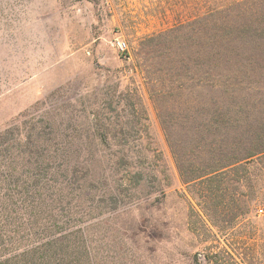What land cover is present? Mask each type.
Returning <instances> with one entry per match:
<instances>
[{
    "label": "rangeland",
    "instance_id": "obj_1",
    "mask_svg": "<svg viewBox=\"0 0 264 264\" xmlns=\"http://www.w3.org/2000/svg\"><path fill=\"white\" fill-rule=\"evenodd\" d=\"M221 1L0 0V140L56 128L62 143L141 144L155 168L139 188L107 171L91 185L59 177L57 187L29 189L15 200L22 251L47 249L52 264H264L261 164L219 178L211 192L213 180L184 182L169 147L188 144L209 107L180 65L197 58L195 37L174 29ZM248 84L255 89L239 83L233 99L248 116L242 125L261 130L264 78ZM90 128L110 134L86 137ZM120 130L130 132L113 135ZM197 155L196 165L208 158Z\"/></svg>",
    "mask_w": 264,
    "mask_h": 264
},
{
    "label": "trees",
    "instance_id": "obj_2",
    "mask_svg": "<svg viewBox=\"0 0 264 264\" xmlns=\"http://www.w3.org/2000/svg\"><path fill=\"white\" fill-rule=\"evenodd\" d=\"M190 29L197 58L180 65H186L194 74L198 91L207 90L209 107L205 116H198L190 142H170L169 147L184 182L213 180L209 186L212 192V184L219 178L241 171L244 177L248 176L249 164L255 161L264 168V129L242 125L248 116L232 93L239 83L253 89L248 80L264 78V0H222L207 13L178 24L174 30L185 38ZM204 75H208L207 80ZM184 85L180 82L176 87L182 90ZM203 101L206 103L200 95L196 102L200 113L205 110ZM129 132L120 130L113 135ZM60 133L54 128L47 138L41 127H34L23 140L19 134L8 138V133L0 140V264H52L47 249L39 252L25 244L22 251L21 242L13 239L18 234L14 226L18 214L15 200L31 193L29 189L37 192L39 187H57L59 177L69 185L74 181L91 185L106 176L107 171L130 174L133 188H139L144 177L155 176L149 149L141 144L87 141L74 145L57 141ZM109 134L96 128L86 131V137L101 135L105 139ZM200 153L208 158H201L196 165L193 158ZM80 170L84 172L81 176ZM240 177L238 183L244 179ZM116 182L114 188L119 194L118 185L122 182ZM219 196L213 199L217 201Z\"/></svg>",
    "mask_w": 264,
    "mask_h": 264
},
{
    "label": "built area",
    "instance_id": "obj_3",
    "mask_svg": "<svg viewBox=\"0 0 264 264\" xmlns=\"http://www.w3.org/2000/svg\"><path fill=\"white\" fill-rule=\"evenodd\" d=\"M117 46H118L119 50H122V51H125L127 48V44L123 40H118Z\"/></svg>",
    "mask_w": 264,
    "mask_h": 264
}]
</instances>
